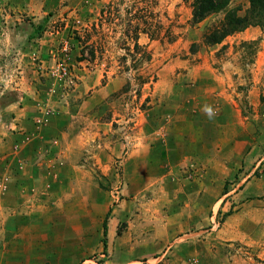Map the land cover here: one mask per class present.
<instances>
[{
    "label": "rangeland",
    "instance_id": "obj_1",
    "mask_svg": "<svg viewBox=\"0 0 264 264\" xmlns=\"http://www.w3.org/2000/svg\"><path fill=\"white\" fill-rule=\"evenodd\" d=\"M219 17L0 0V264H264V28Z\"/></svg>",
    "mask_w": 264,
    "mask_h": 264
},
{
    "label": "trees",
    "instance_id": "obj_2",
    "mask_svg": "<svg viewBox=\"0 0 264 264\" xmlns=\"http://www.w3.org/2000/svg\"><path fill=\"white\" fill-rule=\"evenodd\" d=\"M233 0H191L192 24L196 25L210 17H220L210 24L203 33V42L207 46L217 45L228 36L245 30L249 26L264 28V0H247V8L241 12V7L233 6ZM103 233L107 234V224L104 222ZM107 241L104 239L106 251Z\"/></svg>",
    "mask_w": 264,
    "mask_h": 264
},
{
    "label": "crops",
    "instance_id": "obj_3",
    "mask_svg": "<svg viewBox=\"0 0 264 264\" xmlns=\"http://www.w3.org/2000/svg\"><path fill=\"white\" fill-rule=\"evenodd\" d=\"M241 33H243V32H241ZM250 36V33L249 32H247V30L245 31V37H249ZM201 110V109H200ZM136 152H139V150H136ZM128 161H129V159H128ZM135 161V160H134ZM136 162H138V160H136ZM137 164V163H136ZM138 165H140L141 167H142V157H141V159H140V163L138 164ZM175 216H178L177 218H179L180 217V213H177ZM182 221V223H180V221H179V224L178 223H175V228H174V230L175 231H183L184 229H186V227L188 226V224H187V222L185 221V219L184 220H181ZM107 235V234H106ZM106 239V238H105ZM106 241H107V239H106ZM104 244V243H103ZM105 248V247H104ZM106 248H107V244H106Z\"/></svg>",
    "mask_w": 264,
    "mask_h": 264
},
{
    "label": "clouds",
    "instance_id": "obj_4",
    "mask_svg": "<svg viewBox=\"0 0 264 264\" xmlns=\"http://www.w3.org/2000/svg\"><path fill=\"white\" fill-rule=\"evenodd\" d=\"M202 111L209 117L212 118L214 115L213 108L209 105H205L202 109Z\"/></svg>",
    "mask_w": 264,
    "mask_h": 264
}]
</instances>
